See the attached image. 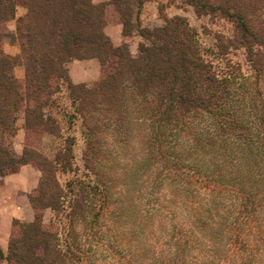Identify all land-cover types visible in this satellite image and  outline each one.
Wrapping results in <instances>:
<instances>
[{"label":"trees","instance_id":"trees-1","mask_svg":"<svg viewBox=\"0 0 264 264\" xmlns=\"http://www.w3.org/2000/svg\"><path fill=\"white\" fill-rule=\"evenodd\" d=\"M131 1L109 0L123 29L129 24ZM189 2L197 12L206 8L220 11L232 21L234 33L217 46L225 64L205 58L193 29L179 16L153 29L149 43L142 44L135 57L124 45L113 46L105 35L106 3L0 0V27L14 17L18 6L25 8L16 17L11 38L16 36L21 43L17 63L25 67L24 79H16L13 57L2 50L7 29L0 37V180L26 163L41 171L29 196L34 220L13 221L4 257L9 264H67L58 248L57 231L51 223L42 222L40 211L47 207L56 211L61 204V187L53 174L56 165L65 168L70 164L71 147L67 152L58 149L54 158L48 159L33 141L39 131H57L41 110L59 79H64L71 91L78 89L73 93L81 101L78 109L83 120L87 121L91 112L109 119L113 126L128 119L147 125L149 146L153 145L152 151L161 150L160 158L152 157L151 164L159 161L163 169L179 172V183L171 187L168 202L190 204L189 212L195 216L190 228L205 234L211 247L219 250L217 256L226 244L232 254L228 251L223 261L229 263L228 257L233 255V264H264V24L254 18L264 13V0ZM239 48L245 53L246 71L228 58L230 51ZM87 57L99 59L101 76L90 87L71 83L65 62ZM132 97L133 110L129 112L125 101ZM21 107L27 116L26 137L17 153L13 137L16 112ZM161 138L179 146V155L162 159ZM151 178L152 189L160 186L159 173ZM199 187L205 189L199 191ZM207 197L206 207L194 209L197 199ZM82 205L73 199L69 214L75 215ZM164 225V238L169 235L171 241L179 242L176 264H187L186 247H182L185 229L180 223L169 229L168 218Z\"/></svg>","mask_w":264,"mask_h":264},{"label":"rangeland","instance_id":"rangeland-1","mask_svg":"<svg viewBox=\"0 0 264 264\" xmlns=\"http://www.w3.org/2000/svg\"><path fill=\"white\" fill-rule=\"evenodd\" d=\"M131 4L129 24L125 29L122 28L123 39L119 44L124 45L131 56L136 57L142 44L149 43V33L153 29L164 25L166 19L179 16L193 29L195 42L205 58L214 63L220 60L221 65L225 64V58L217 52V46L219 41L224 42L232 36L234 25L220 11L210 12L206 8L197 12L189 0H143L141 5H137L133 0ZM107 8L108 19L118 18L113 4ZM24 12L25 8L18 6L14 17L0 27V37L7 29V35L1 40L2 50L13 57L12 72L16 79L21 80L25 76L24 65L17 63L21 43L16 36H13V40L11 38L17 25V13L22 15ZM254 18L264 24V13H258ZM244 54L243 48H239L230 51L228 58L235 63L239 62L246 71L248 64L244 61ZM97 60L99 61L98 58ZM67 62L64 64L65 69ZM101 69L100 64V73ZM70 82L73 83L71 80ZM94 82L73 84L90 87ZM53 88L41 111L45 117H49L47 123L57 131H39L33 136V141L48 159H53L58 149L65 152L68 146L71 147V154H68L70 164L65 168L56 165L53 174L61 187L58 192L61 204L56 211L50 207L40 211L42 222L51 223L57 231L58 248L61 249L67 264H176L179 259L175 258L174 254L179 242L174 243L169 235L168 239L162 235L167 218L169 229L180 223L181 228L186 231L182 247H186L184 252L187 264L235 262L233 255L228 257L229 263L223 261L228 251L232 254L226 244H223L217 256L219 250L211 247L205 234L190 228L189 223L195 216L189 212V203L181 201L174 205L168 202L171 187L179 183V172L171 171L172 168L170 171L163 169V163L159 161L151 164L152 157L160 158L161 150L152 151L153 145L149 146L146 124L137 125L128 119L113 126L109 119L98 118L91 112L85 121L78 109L81 101L76 99V94L73 93L78 89L71 91L64 79L54 83ZM124 93L125 97L129 96L127 91ZM133 99L134 97L125 101L129 112L133 110ZM26 117L21 107L16 112L13 137V149L17 153L23 149ZM160 140L164 150L162 159L179 155V146L168 144L163 138ZM87 146H91V150ZM156 173H159L160 186L154 187L153 190L151 177ZM53 175L49 178L54 180ZM48 182L49 185L52 184L50 180ZM90 184L96 187L93 188ZM199 188V191L205 189ZM103 194L105 201L102 202ZM73 199L83 203L79 209V212L82 211L80 214H69ZM209 200L208 197L197 199L194 209L204 208V205L206 207ZM101 205H104V208H101ZM45 211L49 215L46 222L43 221Z\"/></svg>","mask_w":264,"mask_h":264},{"label":"crops","instance_id":"crops-1","mask_svg":"<svg viewBox=\"0 0 264 264\" xmlns=\"http://www.w3.org/2000/svg\"><path fill=\"white\" fill-rule=\"evenodd\" d=\"M91 1L94 4L106 3V7H110L109 0ZM103 31L113 46L122 42V23L117 18L108 19ZM66 69L73 83L89 84L98 80L101 74L100 63L95 57L71 59L66 63ZM40 177V170L26 163L0 180V250L3 254L0 264H9L4 257L8 251L13 221L32 222L35 218L29 196L36 189ZM47 214L45 211L43 215L45 222L49 219Z\"/></svg>","mask_w":264,"mask_h":264}]
</instances>
